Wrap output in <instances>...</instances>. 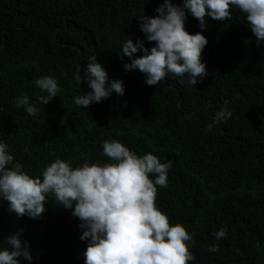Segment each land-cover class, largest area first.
I'll list each match as a JSON object with an SVG mask.
<instances>
[{
    "label": "trees",
    "instance_id": "trees-1",
    "mask_svg": "<svg viewBox=\"0 0 264 264\" xmlns=\"http://www.w3.org/2000/svg\"><path fill=\"white\" fill-rule=\"evenodd\" d=\"M163 2L0 0V141L33 176L57 158L73 167L110 162L105 140L171 160L156 205L193 236L186 242L195 256L189 264H264V42L238 9L225 21L207 17L206 29L189 14L186 29L208 39L202 52L207 75L195 86L172 74L149 86L139 69H125L130 60L119 52L130 38L154 46L139 15H157ZM93 55L109 81L123 80L125 94L113 91L84 108L75 98L90 89L75 74L85 76ZM42 76L57 79L60 89L46 105L38 97L47 93L34 84ZM24 95L39 108L36 116L16 106ZM222 109L232 116L208 131ZM80 223L51 196L38 219L17 217L0 198V249L23 228L33 260L21 257V264H84ZM225 226L227 237L216 241L214 233ZM210 244L219 251L209 252Z\"/></svg>",
    "mask_w": 264,
    "mask_h": 264
},
{
    "label": "clouds",
    "instance_id": "clouds-1",
    "mask_svg": "<svg viewBox=\"0 0 264 264\" xmlns=\"http://www.w3.org/2000/svg\"><path fill=\"white\" fill-rule=\"evenodd\" d=\"M241 11L258 42H264V0H183L182 4L164 0L155 16L139 15V25L148 42L130 38L122 44V57L127 71L139 69L147 85H158L168 74L181 78V83L195 86L198 78L207 75L202 61L208 44L203 32L191 33L185 27L189 14L198 19L202 29L206 18L217 21L231 19L232 9ZM139 51L143 55L136 56ZM186 78V79H185ZM77 82H86L90 91L75 98V104L87 108L111 97L113 91L125 94L121 79L109 81L107 70L90 57L86 74H75ZM34 84L47 95L38 97L48 104L59 92L57 79L42 76ZM16 106L36 116L39 108L27 95L16 99ZM232 116L227 109L215 113L208 124H216ZM103 152L110 162L101 164L85 161L73 167L57 158L33 176L15 160L7 143L0 141V198L8 203V211L17 217L38 219L46 210L47 197L57 200L79 218L83 230L80 239L87 242L84 264H189L195 260L186 242L193 241L185 226L171 224L168 216L156 205L157 186L167 187L171 160L161 162L152 152L140 156L119 140H105ZM150 175L155 179H151ZM25 229L9 234L7 247L0 249V264H21V257L31 262L30 242L22 239ZM227 227L214 233L216 241L226 238ZM209 252H218V244H210Z\"/></svg>",
    "mask_w": 264,
    "mask_h": 264
}]
</instances>
